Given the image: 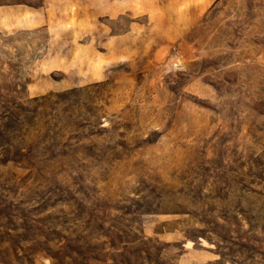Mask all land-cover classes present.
Listing matches in <instances>:
<instances>
[{
    "label": "rangeland",
    "instance_id": "obj_1",
    "mask_svg": "<svg viewBox=\"0 0 264 264\" xmlns=\"http://www.w3.org/2000/svg\"><path fill=\"white\" fill-rule=\"evenodd\" d=\"M60 17L0 33V264H264V0Z\"/></svg>",
    "mask_w": 264,
    "mask_h": 264
},
{
    "label": "crops",
    "instance_id": "obj_2",
    "mask_svg": "<svg viewBox=\"0 0 264 264\" xmlns=\"http://www.w3.org/2000/svg\"><path fill=\"white\" fill-rule=\"evenodd\" d=\"M66 1L40 0L38 5L25 3L0 5V33L45 29L52 35L60 34V13L64 11Z\"/></svg>",
    "mask_w": 264,
    "mask_h": 264
}]
</instances>
